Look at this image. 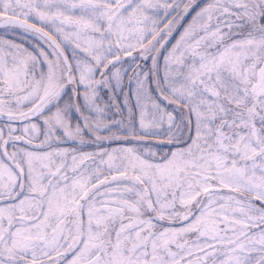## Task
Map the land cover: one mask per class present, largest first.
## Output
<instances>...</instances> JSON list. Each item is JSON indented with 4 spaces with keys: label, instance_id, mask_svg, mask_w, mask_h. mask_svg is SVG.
Segmentation results:
<instances>
[{
    "label": "snow or ice",
    "instance_id": "1",
    "mask_svg": "<svg viewBox=\"0 0 264 264\" xmlns=\"http://www.w3.org/2000/svg\"><path fill=\"white\" fill-rule=\"evenodd\" d=\"M0 264H264V0H0Z\"/></svg>",
    "mask_w": 264,
    "mask_h": 264
}]
</instances>
